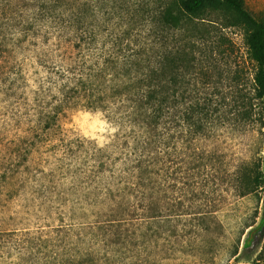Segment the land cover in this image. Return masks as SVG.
<instances>
[{"label":"trees","instance_id":"16d2710c","mask_svg":"<svg viewBox=\"0 0 264 264\" xmlns=\"http://www.w3.org/2000/svg\"><path fill=\"white\" fill-rule=\"evenodd\" d=\"M208 15L245 31L252 91L236 109L264 127V18L243 0H0V61L27 56L12 73L13 85L26 91L18 98L24 113L17 145L25 149L17 157L28 163L55 146L57 164L70 169L65 162L82 156V167L70 173L86 190L81 203L94 221L85 236L91 251L77 264L168 262L189 250L195 259L208 257L201 237L215 219L206 201L214 190L204 187L217 186L209 180L215 157L198 144L218 104L199 97L200 88L190 97L185 86L194 52L207 58L220 50ZM75 109L101 114L118 129L115 138L103 148L65 141L60 122ZM261 166L264 152L235 167L230 188L237 198L260 194L264 211Z\"/></svg>","mask_w":264,"mask_h":264},{"label":"rangeland","instance_id":"374dc122","mask_svg":"<svg viewBox=\"0 0 264 264\" xmlns=\"http://www.w3.org/2000/svg\"><path fill=\"white\" fill-rule=\"evenodd\" d=\"M243 2L254 16L264 18V0ZM205 19L213 21L210 32L220 42V50L207 58L199 50L194 52L197 61L185 74V86L190 97L195 88H200L199 97L212 98L218 104L198 144L201 151L215 157L209 180L217 186L209 182L204 191L213 189L212 196L206 198L204 193L201 197V203L211 199L215 211L214 221L207 224L208 231L201 237L208 257L195 259L194 251L189 250L171 256L168 262L162 257L156 261L141 257L142 264H264V256L258 258L264 241V211L257 198L260 194L237 198L230 188L235 167L257 161L264 152V127L241 118L236 109L237 100L244 98L246 105L251 96L254 63L240 25L223 21L220 16L208 15ZM26 57L19 52L0 61V264H77L79 254L85 256L91 251L85 236L94 221L91 207L81 203L86 190L70 173L82 167V156L80 161L76 155L70 163L65 162L71 166L67 169L57 164L61 154L55 146L40 148L28 163L16 155L25 149L18 147L17 136L24 113L23 99L18 98L26 91L20 83L13 85L12 73L25 64ZM60 127L65 141L81 143L84 148H103L118 133L101 114L79 109L69 111ZM57 139V132L51 133L49 140ZM261 171L264 175V166ZM129 263L115 257L95 264Z\"/></svg>","mask_w":264,"mask_h":264}]
</instances>
